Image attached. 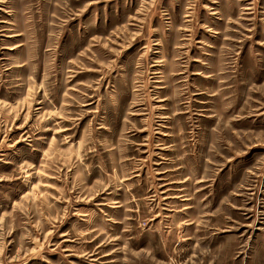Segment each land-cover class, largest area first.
Returning a JSON list of instances; mask_svg holds the SVG:
<instances>
[{"label":"rangeland","instance_id":"374dc122","mask_svg":"<svg viewBox=\"0 0 264 264\" xmlns=\"http://www.w3.org/2000/svg\"><path fill=\"white\" fill-rule=\"evenodd\" d=\"M0 264H264V0H0Z\"/></svg>","mask_w":264,"mask_h":264}]
</instances>
